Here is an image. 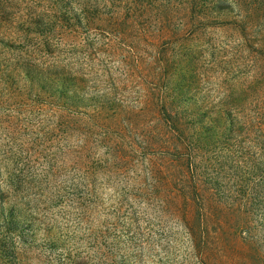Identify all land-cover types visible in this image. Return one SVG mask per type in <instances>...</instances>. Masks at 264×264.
Returning a JSON list of instances; mask_svg holds the SVG:
<instances>
[{
    "label": "rangeland",
    "instance_id": "rangeland-1",
    "mask_svg": "<svg viewBox=\"0 0 264 264\" xmlns=\"http://www.w3.org/2000/svg\"><path fill=\"white\" fill-rule=\"evenodd\" d=\"M229 1L155 48L170 0H95L127 66L61 30L74 0H0V264H264V0Z\"/></svg>",
    "mask_w": 264,
    "mask_h": 264
},
{
    "label": "trees",
    "instance_id": "trees-1",
    "mask_svg": "<svg viewBox=\"0 0 264 264\" xmlns=\"http://www.w3.org/2000/svg\"><path fill=\"white\" fill-rule=\"evenodd\" d=\"M78 1L79 0H74V3L79 10V13H76L75 15H72L73 9L71 8V4L68 2L65 5L66 14L68 16L66 18L58 20V22L62 24L61 30H69V33L72 34V38L74 39V41L79 38L84 40L88 35H91L92 33L94 36H99L102 38H110L109 35H111V37L117 42L118 49H120L122 46H126L128 49L127 51H125L126 55L124 56L123 60L124 64L127 66H131L132 63H135L136 66H140L143 63V58L135 54L138 52L136 48H133L127 44L128 36L125 31H120V27L122 25L119 18L113 14L110 15L108 19L103 18L97 11L95 0H86V3L83 5L79 4ZM129 1L132 2V4L130 7H127V12L130 17L136 16L138 13H140L139 7L141 4H134L136 0ZM228 1L229 0H225V3ZM229 2L231 3V1ZM202 3L203 2L197 3L196 0H170V4L168 6V14L166 13V17L169 21L172 20L169 18L179 19L180 24L178 26V29L172 30L167 28V26L169 25H167L165 20L159 18L161 19V21L158 22V24L160 25L159 29L146 37L147 46L160 48L161 45L163 43H167L168 40H177L188 37L192 32H195V30L193 29L195 23H197L199 27H203L204 24L202 25V20L204 18V14H206V12L215 11V9L213 8H218L217 5L219 4V0H206L205 3ZM209 5L213 7H211L210 9L208 8ZM50 12H54L53 7H51ZM249 21L250 20H248L246 17L241 19L240 16V19L234 26L244 43H249L251 39V35L249 34L251 24ZM37 25L40 28L45 27V23L43 20L37 21ZM44 31L46 30L44 29ZM108 40H111V38ZM90 45L91 43L87 44V47ZM155 116H161L163 118L165 123L164 125L169 130L168 132L176 135L181 142L180 144L186 145V147L184 148L186 150L189 145H187L186 143L187 139L185 137L183 124H181V120L179 119L178 114L166 109V111L164 110V112L162 113H159L158 111ZM179 161L182 162L180 163L181 168L183 167L191 172L194 170V168L192 167V162L191 165L190 163L189 165H187V157L182 156V160L180 159Z\"/></svg>",
    "mask_w": 264,
    "mask_h": 264
}]
</instances>
